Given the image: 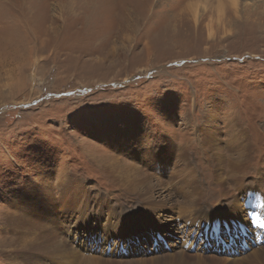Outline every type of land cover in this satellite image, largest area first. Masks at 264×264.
<instances>
[{"label": "rangeland", "instance_id": "1", "mask_svg": "<svg viewBox=\"0 0 264 264\" xmlns=\"http://www.w3.org/2000/svg\"><path fill=\"white\" fill-rule=\"evenodd\" d=\"M142 208L206 264L263 248L264 0H0V264L38 236L129 264L157 244Z\"/></svg>", "mask_w": 264, "mask_h": 264}, {"label": "bare ground", "instance_id": "2", "mask_svg": "<svg viewBox=\"0 0 264 264\" xmlns=\"http://www.w3.org/2000/svg\"><path fill=\"white\" fill-rule=\"evenodd\" d=\"M199 130V129H198ZM235 128H232L231 131H234ZM244 130V129H243ZM200 131V130H199ZM209 130H205V132H208ZM203 132V130H202ZM245 132V131H244ZM244 132L243 131H238V133H235L236 137L238 139H240L243 135H244ZM207 134V133H206ZM209 134V132H208ZM202 139V138H201ZM219 139V138H218ZM242 140H245L244 137L241 138ZM216 140V139H215ZM172 142V141H171ZM239 142V141H238ZM245 142V141H244ZM232 143V142H230ZM243 146L244 143H242ZM246 144V143H245ZM258 144V143H257ZM205 145V144H204ZM191 146V145H190ZM167 147V146H166ZM165 146H160L158 148V150H151L149 154H151L152 158H153V166H156L154 165L155 163H158L157 161H173L172 158H171V155L174 154L176 151L175 150H171L170 147H167L166 149ZM189 147V146H187ZM201 147V146H200ZM205 147V146H204ZM239 147H241V145L238 143V149H240ZM207 148V147H206ZM246 148V147H245ZM245 148L242 150V154L244 153L245 151ZM209 150V149H208ZM213 150V149H212ZM227 150V149H226ZM230 150V149H229ZM210 151V150H209ZM206 152V151H205ZM222 154V153H220ZM219 154V155H220ZM192 156V154H190ZM188 154V152L186 150H182L181 152H178L177 153V156L178 157H183V158H189L190 156ZM211 155H216L215 153H212ZM219 155H216V156H219ZM209 156V155H208ZM222 156V155H221ZM226 156V155H225ZM235 156V155H234ZM176 157V156H175ZM174 157V158H175ZM182 158V159H183ZM213 158V157H212ZM222 158V157H221ZM208 159V158H207ZM216 159V158H215ZM213 158V160H215ZM218 159V158H217ZM222 160V159H221ZM182 161V160H179V162ZM219 162V161H217ZM221 162V161H220ZM233 163V162H232ZM231 163V164H232ZM161 164V163H159ZM184 164V163H183ZM221 163H219L218 165H220ZM180 165V163H179ZM185 165V164H184ZM146 166V165H145ZM176 166V165H175ZM191 166V165H190ZM256 166V165H255ZM184 167V166H183ZM192 167V166H191ZM145 169V168H144ZM186 169V168H185ZM194 169V168H193ZM221 170V169H220ZM261 171V170H260ZM117 172V170H116ZM233 172V171H232ZM124 173V172H123ZM113 174V173H112ZM153 174V173H152ZM236 175V174H235ZM260 175H262V172L260 173ZM152 176V175H151ZM193 176V175H192ZM258 176V175H257ZM147 178H150L149 176ZM146 178V179H147ZM261 178V177H260ZM145 179V180H146ZM62 180V179H61ZM143 180V178H142ZM232 180V179H231ZM117 181V180H116ZM141 182V181H140ZM229 182V181H228ZM201 183V182H200ZM196 185V184H195ZM200 186V185H199ZM184 187V186H183ZM193 188V187H192ZM234 188V187H233ZM148 190L150 191H153L151 188H149ZM193 191L195 193V196L197 194V190L195 188H193ZM236 191V190H235ZM178 192V191H177ZM186 192V191H185ZM148 193V192H146ZM150 193V192H149ZM173 193V192H172ZM242 193V192H241ZM188 194V193H187ZM186 194V195H187ZM243 194V193H242ZM184 195V194H183ZM194 195V194H193ZM192 195V196H193ZM236 196V195H235ZM234 196V197H235ZM148 198V196H147ZM171 198V197H170ZM187 198V197H186ZM196 198V197H194ZM225 199V198H224ZM234 199V198H233ZM261 199V198H260ZM175 200V199H173ZM171 200V201H173ZM188 200V199H187ZM231 200V199H230ZM262 200V199H261ZM152 201H155L154 199H152ZM178 201V199H177ZM148 202V201H147ZM146 202V203H147ZM187 202V201H186ZM225 202V201H224ZM164 203V202H163ZM162 203V204H163ZM167 203V202H165ZM172 203V202H171ZM180 203V202H179ZM182 203V201H181ZM185 203V202H184ZM197 205L200 203L198 201L195 202ZM234 203H238L237 200L233 201L232 204ZM157 204V202L155 203ZM188 204V202L186 203ZM203 204V202H202ZM200 203L199 206H196L194 205L195 207H199V210H192L191 208L189 207H185L183 209H179V217H180V220L179 222L177 223V225H181L180 222H183V225L186 224L187 225V230H183L189 238L190 236H194V232H199L200 231H204V232H207V228L205 226V224H202V215L201 213L202 212H206V207H204ZM258 204V203H257ZM149 205V204H148ZM175 205V204H174ZM190 205V204H189ZM225 205V204H224ZM93 206V205H92ZM172 206V205H171ZM154 207V206H153ZM180 207V206H179ZM182 207V206H181ZM193 207V206H192ZM226 207V206H225ZM238 207V206H237ZM168 208V207H167ZM17 209V208H16ZM161 209V208H159ZM196 209V208H195ZM175 210V209H173ZM140 212H143L145 214V216H147L148 218V221L149 222H146V225L148 226L149 224L150 225H153L157 230H154L155 231V234L157 237H155L156 239V246L153 248V249H150L149 251H147L146 253H140L139 254V258H129L127 261H129L128 263L129 264H188V260H191L190 258L186 257L187 254L190 255L192 249L194 250V255H193V258L196 259V263L197 264H206L203 262V255H206L207 256V251L205 252V249H202L201 246H197V247H190L191 249H188L187 247H189V243L187 242V240H185L181 245H179L177 248L175 247L174 245L172 244H168V241H167V238L165 236L166 233L168 232H171L170 230V226H168L170 224V222L173 221V219L169 220V222H163L160 218H159V214L157 215L156 212H154V209L152 208V211L150 209H146V210H143L142 209H139ZM244 211V210H243ZM139 212V213H140ZM177 213V212H176ZM224 213V212H223ZM168 215V214H167ZM222 215H226V214H222ZM177 217V216H176ZM175 217V218H176ZM224 217V216H223ZM229 217V216H228ZM173 218V217H172ZM231 218V217H230ZM15 219V218H14ZM18 219V218H17ZM124 219V218H123ZM169 219V218H168ZM20 220V219H19ZM119 222V221H118ZM16 223V222H15ZM18 223V222H17ZM57 223V222H56ZM128 224H130L128 222ZM127 224V225H128ZM210 224V223H209ZM208 224V225H209ZM17 225V224H16ZM23 225V224H22ZM131 225V224H130ZM142 225V224H141ZM175 225V224H174ZM20 226V225H19ZM136 226V225H135ZM264 226V225H263ZM25 227V226H24ZM203 227L204 230H201ZM22 228V227H20ZM69 228L70 225H69ZM189 228L191 230H189ZM210 228V227H209ZM23 229V228H22ZM47 230V229H46ZM64 231V230H63ZM183 231H179V232H183ZM28 232V231H27ZM33 232V230H32ZM43 232V231H42ZM47 232V231H46ZM67 232V231H66ZM35 233V232H34ZM60 233V232H59ZM68 233V232H67ZM66 233V234H67ZM203 233V232H202ZM45 234V233H44ZM53 234V233H52ZM129 234V233H128ZM194 234V235H193ZM39 235V234H38ZM183 235V234H182ZM21 236V235H20ZM25 236V235H24ZM50 236V235H49ZM71 236H73L71 234ZM70 236V237H71ZM132 236V235H131ZM23 237V236H22ZM30 237V236H29ZM57 239H58V234L56 235ZM60 237V236H59ZM65 237V236H64ZM34 238V237H33ZM62 238V237H61ZM16 239V238H15ZM11 240H14V239H10V243H13V241ZM24 240V239H23ZM38 240H40V236H38L37 239H34L32 241V238H29V242H31L30 244V247L27 248V250H22V253L21 254V257L20 258H17V259H14V257L12 256V259L15 260L16 262H18L19 264H21V261L22 262H25V264H39L40 262L42 263H46L45 261V258L47 259V255L45 254H40V255H44L43 258L44 259H41L42 256H38L36 255L35 253H39L40 251L41 252H49V253H52L51 255H49L48 257H51V260L48 262V263H53V262H56L57 259H60L59 260V264H67V262H69V259H71L70 255L73 254L74 255V261L71 262V264H84V260L87 261L86 264H107L108 262H114V261H121L122 259L118 258V256H114L115 258H112V257H108L106 256V251L107 250H110L109 248H107L105 251H104V254H102V256L100 257H91L90 259H85L83 258V256H80L79 254H77L78 252L73 248H66L64 250H58L56 252L52 250V245H51V242L48 240V239H43V242H39ZM63 240V239H62ZM67 240V239H66ZM190 240V239H189ZM252 240V239H251ZM35 241V242H34ZM58 241V240H57ZM71 242V241H70ZM53 243V242H52ZM166 244L167 246V249L166 250H161V244ZM33 244V245H32ZM59 244V243H57ZM56 244V245H57ZM189 245V246H188ZM6 246V245H5ZM26 246V245H25ZM29 246V244H28ZM84 246V245H83ZM244 246V245H243ZM263 246V245H262ZM261 246V247H262ZM22 247V246H21ZM174 247V248H173ZM86 249V248H85ZM243 251L239 250V255H235L233 256L231 259L227 258L225 260V264H263L264 263V246L262 249H254L251 251V246H248L247 248H243L242 249ZM17 251V250H16ZM164 252V253H159V252ZM110 252V251H109ZM113 252V251H112ZM111 252L110 256L113 255V253ZM126 253L128 251H125ZM243 252V253H242ZM18 253V252H16ZM138 253V252H137ZM193 253V252H192ZM204 253V254H202ZM15 254V253H14ZM19 254V253H18ZM36 255V256H35ZM243 255V256H242ZM9 256V255H8ZM125 256V255H124ZM191 256V255H190ZM214 256V255H212ZM11 257V256H10ZM87 258V257H86ZM128 258V257H127ZM216 258V257H215ZM41 259V260H40ZM68 260V261H67ZM91 260V261H90ZM219 260V259H218ZM80 261V262H79ZM56 264V263H55Z\"/></svg>", "mask_w": 264, "mask_h": 264}]
</instances>
